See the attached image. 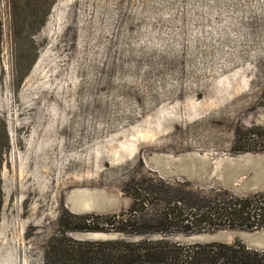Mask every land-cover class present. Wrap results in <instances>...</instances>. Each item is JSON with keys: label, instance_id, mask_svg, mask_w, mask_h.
<instances>
[{"label": "rangeland", "instance_id": "374dc122", "mask_svg": "<svg viewBox=\"0 0 264 264\" xmlns=\"http://www.w3.org/2000/svg\"><path fill=\"white\" fill-rule=\"evenodd\" d=\"M11 3L0 0V264H46L69 238L264 252V229H159L166 212L190 218L194 196L264 192V0ZM189 155L196 173L168 164ZM72 217L96 230L70 231L84 225Z\"/></svg>", "mask_w": 264, "mask_h": 264}, {"label": "trees", "instance_id": "16d2710c", "mask_svg": "<svg viewBox=\"0 0 264 264\" xmlns=\"http://www.w3.org/2000/svg\"><path fill=\"white\" fill-rule=\"evenodd\" d=\"M11 1L13 8V0ZM37 7V3L32 7L35 13H37ZM0 134L3 137L1 141L3 140L6 144L2 147L0 145L1 166L2 154L8 148L6 128L2 123H0ZM164 192L168 193V190H164ZM184 200L181 199L180 201L184 203ZM193 200L197 202L187 212L190 218L179 219L182 215L178 211L173 217H168L170 212H166L164 223H159L162 225L159 229L170 230L171 226H176L172 222L176 219L180 220L181 223L184 221H188V223L197 222L200 227L202 226L203 231L219 228L247 231L264 229V192L242 196L225 192L213 196L211 199L200 198L198 195L194 196ZM2 203L0 187V210ZM180 207L176 206L175 209ZM72 218L82 221L84 225L82 228L69 229L70 231L76 229L96 230V228L91 229L90 227L91 224H96L94 220H88V217ZM125 220H121V222L124 221L127 224V219ZM111 221L112 219L108 222L111 223ZM87 222L89 223L87 224ZM180 226L185 228V225ZM67 242L68 245L66 246L61 242L57 250L51 252L50 257L47 256L46 264H264V252L248 249L240 242L232 245L212 243L190 246L172 244L168 241L154 243L148 240L139 243H131L126 240L91 243L69 238Z\"/></svg>", "mask_w": 264, "mask_h": 264}, {"label": "water", "instance_id": "95a60500", "mask_svg": "<svg viewBox=\"0 0 264 264\" xmlns=\"http://www.w3.org/2000/svg\"><path fill=\"white\" fill-rule=\"evenodd\" d=\"M186 163H189V165L192 167L193 166V168H191L190 169V171L191 172H193V173H196L195 172V170L197 169L196 167H197V159L194 157V156H192V155H189L188 157H187V160L186 161H183V162H176L175 164L172 162V161H169L168 162V164H170L171 166L170 167H172L173 165H174V167L173 168H175L177 171H180V168H183L185 165L184 164H186ZM230 165V164H229ZM182 166V167H181ZM225 168V167H224ZM226 168H228V167H226ZM226 168H225V170H226ZM230 168H232V167H230ZM229 168V169H230ZM186 169H184V171H185ZM233 171V172H232ZM234 171H235V169H230L229 170V172H232L231 173V175H232V177H231V183H229L228 185L229 186H231V187H234L235 185H233V181H234V179H235V175H237V174H234ZM239 171V170H238ZM240 172H242V170L240 171ZM261 186L262 187H264V182H262L261 183ZM77 210H82V206L81 205H79L78 207H77ZM249 240H253L254 239V237H249L248 238ZM256 239H258V240H261V241H263V243H264V232L263 233H261ZM261 248V247H260Z\"/></svg>", "mask_w": 264, "mask_h": 264}]
</instances>
